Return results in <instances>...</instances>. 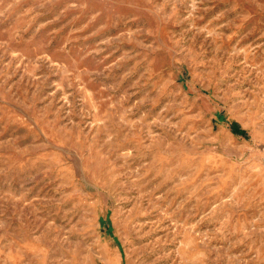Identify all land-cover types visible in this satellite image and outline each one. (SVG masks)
<instances>
[{
	"label": "rangeland",
	"instance_id": "rangeland-1",
	"mask_svg": "<svg viewBox=\"0 0 264 264\" xmlns=\"http://www.w3.org/2000/svg\"><path fill=\"white\" fill-rule=\"evenodd\" d=\"M0 264H264V0H0Z\"/></svg>",
	"mask_w": 264,
	"mask_h": 264
},
{
	"label": "trees",
	"instance_id": "trees-1",
	"mask_svg": "<svg viewBox=\"0 0 264 264\" xmlns=\"http://www.w3.org/2000/svg\"><path fill=\"white\" fill-rule=\"evenodd\" d=\"M232 131L238 135L247 138V133L240 128L237 124H232Z\"/></svg>",
	"mask_w": 264,
	"mask_h": 264
}]
</instances>
